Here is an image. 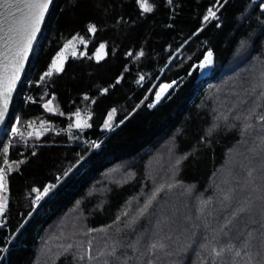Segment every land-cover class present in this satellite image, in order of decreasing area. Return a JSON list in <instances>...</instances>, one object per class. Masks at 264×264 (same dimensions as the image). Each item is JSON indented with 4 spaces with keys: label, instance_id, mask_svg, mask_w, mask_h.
Segmentation results:
<instances>
[{
    "label": "trees",
    "instance_id": "16d2710c",
    "mask_svg": "<svg viewBox=\"0 0 264 264\" xmlns=\"http://www.w3.org/2000/svg\"><path fill=\"white\" fill-rule=\"evenodd\" d=\"M141 2L54 0L0 135V264H264L262 0Z\"/></svg>",
    "mask_w": 264,
    "mask_h": 264
},
{
    "label": "snow or ice",
    "instance_id": "6c2138e0",
    "mask_svg": "<svg viewBox=\"0 0 264 264\" xmlns=\"http://www.w3.org/2000/svg\"><path fill=\"white\" fill-rule=\"evenodd\" d=\"M50 2L51 0H22V2L21 0H0V7L6 10L16 8L20 13L18 18H14L12 25L8 27L7 30H5L4 26L0 24V33H3V35H0V49H2V51H0V122L4 121L5 114L9 110V101L12 97L13 90L16 87L17 81L20 79L21 72L24 70L25 61L29 57V52L32 50L34 41L37 39V34L41 30V25L44 21L45 13L49 8ZM140 7L144 12L152 10L148 5L147 0H143V2L140 3ZM259 8L264 10V0L259 4ZM6 14L11 15L10 11ZM215 14L216 12L213 8H209L208 15L204 17V20L208 21L209 18L215 16ZM88 31L94 32L95 27L89 26ZM65 47H67V45H65ZM100 48L103 49L104 45H100ZM81 54L83 55V53ZM97 58L100 59L102 57ZM62 60L63 56H59V61ZM59 61H53V67L56 68V71L61 70V67L57 66ZM212 64L213 54L209 51L198 67L200 69H205L211 67ZM45 75L50 76L52 75V72L49 71ZM170 87L171 85H162L160 91L156 94L157 100H159L161 95ZM45 107L48 106L45 105ZM111 119L112 116L109 114V117L104 124L105 128L112 127L110 123ZM261 119L264 120V117H261ZM76 127H88V124L87 122L81 123L80 121H77ZM12 131L16 132V129L13 128ZM4 187V174L3 170H0V189H3ZM44 191L47 192L48 189H45ZM159 191L160 189L157 190V192ZM156 195L157 193H153L152 199H150L144 205V208L140 210V215H143L144 212L147 211ZM39 198L40 197H37V199ZM225 199H227V197H225ZM5 204L6 201L0 203V213L4 211ZM240 211L243 212L246 211V209L241 208ZM124 215H127V213ZM117 220H119V217ZM262 227H264V224H262ZM69 247H71V245ZM150 247L151 250L155 252L157 249L163 248L164 245L153 243ZM212 251L215 257H220L225 251L231 252L232 249H220L219 251L213 249ZM235 255L239 256L240 253L236 252Z\"/></svg>",
    "mask_w": 264,
    "mask_h": 264
},
{
    "label": "water",
    "instance_id": "95a60500",
    "mask_svg": "<svg viewBox=\"0 0 264 264\" xmlns=\"http://www.w3.org/2000/svg\"><path fill=\"white\" fill-rule=\"evenodd\" d=\"M21 2H22V0H21ZM53 2H54V0H51V2H50V4H49V8H48V10H47L46 13H45V18H44V21H43V23H42V25H41V30H40V32L37 34V39L34 41V44H33V48H32V50L29 52V57H28V59L25 61V67H24V70L21 72L20 79H19V81H17L16 87H15L14 90H13L12 97H11V99H10V101H9V110H8V112L5 114V119H4V121L0 122V135H1V133H2V131H3V128H4V126H5L6 122H7V119H8V116H9V112H10V107H11V104H12V101H13V98H14V95H15V93H16L18 87H19V84H20V82H21V80H22V78H23V76H24V73H25V71H26V68H27V65H28L29 59H30L31 54H32L33 49H34V46L36 45V42H37V40H38V38H39V36H40V34H41V31H42V29H43V27H44V24H45V21H46V19H47V16H48V14H49V12H50V10H51V8H52ZM9 11H10L11 15H7V14H6V13L9 12ZM19 15H20V13L17 11L16 8H12V9H10V10H6V9L0 7V24H2V25L4 26L5 30H7V28L10 27V26L12 25V22H13L14 18H18ZM0 35H3V33H0ZM0 51H2V49H0ZM206 54H207V53H206ZM206 54H205V55H206ZM209 70H210V67H209Z\"/></svg>",
    "mask_w": 264,
    "mask_h": 264
},
{
    "label": "rangeland",
    "instance_id": "374dc122",
    "mask_svg": "<svg viewBox=\"0 0 264 264\" xmlns=\"http://www.w3.org/2000/svg\"><path fill=\"white\" fill-rule=\"evenodd\" d=\"M215 16H216V15H215ZM212 18H214V16L211 17V19H212ZM82 41H83V42H82ZM66 45H67V47H63V49H62V50L56 55V57L54 58V60H58V61H59V56H63V60H62V61H59L58 65H57L58 67H61V69L63 68L64 63H65V60H66V58H67L69 55H82L81 53H83L82 48H83V46L85 45V40H83L82 38H76V39H74L73 41L67 43ZM104 55H105V50H104V48L101 49V48L99 47L98 50L96 51L95 59L99 60L97 57H103ZM100 59H101V58H100ZM54 60H53V61H54ZM198 65H199V64H198ZM198 68H199V67H198ZM49 71H51V72L56 71V68L53 67V62H52V64H51L50 68H49ZM208 72H209V70H208ZM208 72H207L206 74H202V73H201V69L199 68V76H200V77H203V76L207 75ZM167 90H168V89H167ZM166 92H167V91H165V92L161 95L160 99H162V97L166 94ZM160 99H159V100H160ZM159 100H157V101H159ZM47 106H48V107H46V108L49 109V104H47ZM110 114H111V116H112V113H110ZM11 167H12V168H15L16 165H11ZM0 191H1V189H0ZM38 197L41 198V195H39ZM40 198L37 199V197H36V199H35V201H34V204H35V205L38 203V201L40 200Z\"/></svg>",
    "mask_w": 264,
    "mask_h": 264
},
{
    "label": "bare ground",
    "instance_id": "6f19581e",
    "mask_svg": "<svg viewBox=\"0 0 264 264\" xmlns=\"http://www.w3.org/2000/svg\"><path fill=\"white\" fill-rule=\"evenodd\" d=\"M206 55H207V54H206ZM206 55H205V56H206ZM203 59H204V58H203ZM203 59H202V61H203ZM202 61H201V62H202ZM201 62H200V63H201ZM200 63H199V64H200ZM208 70H209V67H208V68H205V69H201V73H202V74H206V73L208 72Z\"/></svg>",
    "mask_w": 264,
    "mask_h": 264
},
{
    "label": "built area",
    "instance_id": "2783aa9c",
    "mask_svg": "<svg viewBox=\"0 0 264 264\" xmlns=\"http://www.w3.org/2000/svg\"><path fill=\"white\" fill-rule=\"evenodd\" d=\"M214 19H217V16H214ZM25 98H26V100H29V99H31V95H27V96H25Z\"/></svg>",
    "mask_w": 264,
    "mask_h": 264
}]
</instances>
